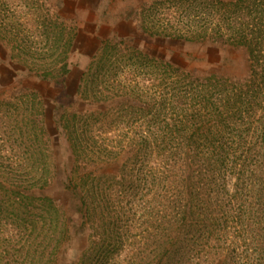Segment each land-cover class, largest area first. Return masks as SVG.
Here are the masks:
<instances>
[{"label":"rangeland","instance_id":"374dc122","mask_svg":"<svg viewBox=\"0 0 264 264\" xmlns=\"http://www.w3.org/2000/svg\"><path fill=\"white\" fill-rule=\"evenodd\" d=\"M149 1L12 2L20 8L19 18L29 22L33 18L43 35L45 7L75 25L77 31L68 51L70 71L62 84L20 72L14 76L13 70L1 65L8 55L0 46V264H264V141L259 133L264 132V94L255 99L243 96L242 100L236 96L247 89L238 90L240 85L236 83L249 72L246 50L241 46L143 36L130 16ZM30 24V31L24 32L31 33L28 36L33 40L38 32ZM120 37L170 62L173 68L158 70L156 75L148 71L144 82L142 75H135L130 87L137 89L136 80H141L139 86L145 94L156 92L154 99L140 104L143 108L139 111L121 110L122 117L106 131L107 136L118 139L148 136L139 144L133 171L127 174L132 182L128 192L118 193L124 190L118 183L125 174L121 172V156L113 155L109 161L87 168L102 178H113L103 182V189L117 191L119 198L125 195L120 212L123 214L117 218L119 225L128 230L123 237V251L117 253L118 257L105 251L97 261L91 231L92 226H99L95 220L93 224H82L76 194L66 179L74 169L73 156L56 121L62 112L97 107L82 102L76 94L79 78L101 41ZM57 67L58 63L54 68ZM212 73L229 80L208 78ZM54 74L58 79V71ZM117 76L121 77L122 72ZM24 87L33 88L36 94L23 95ZM10 94L13 97L7 100ZM216 108L221 110V118ZM193 133L202 137L191 139ZM258 144L259 151L255 147ZM165 151L176 158V164L183 159L188 163V170L181 166L174 171L176 178L179 171L183 170L181 177L190 173L194 195L203 199L200 211L196 208L198 218L192 221L195 224L188 227L190 233L178 240L180 247L175 249H166L159 238L155 239L156 202L148 198L146 203L157 187L155 171L152 174L147 168L154 156ZM11 183L13 187L20 186L28 197L8 194L6 186ZM166 193L167 190L162 194ZM44 196L52 198L58 208L59 213L53 212L52 217L56 230L63 229V234L55 238L48 234L54 223H50L41 199ZM209 216L216 222L212 223ZM102 227L103 224L99 228ZM175 233L178 234L176 230ZM56 238L59 239L54 243ZM157 250L160 255L153 254Z\"/></svg>","mask_w":264,"mask_h":264},{"label":"trees","instance_id":"16d2710c","mask_svg":"<svg viewBox=\"0 0 264 264\" xmlns=\"http://www.w3.org/2000/svg\"><path fill=\"white\" fill-rule=\"evenodd\" d=\"M13 1L0 0V46L6 49L8 55L6 61H1V65L13 70L14 76L20 72L27 76L32 75L47 81L64 83L65 76L70 71L67 63L68 51L73 43L77 27L67 23L45 7V34L43 35L37 30L38 22L34 24L33 18L30 22L19 18L20 8L12 4ZM21 10L24 13L22 8ZM27 12L31 13L30 10ZM130 17L136 21L137 32L149 38H174L210 45L226 44L244 47L248 57L249 72L245 78L236 83L240 85L238 90L242 87L247 89L245 93L242 92L236 96L238 100H242L243 96L252 95L255 99L264 94V89L261 90L260 86L261 84L264 87V0H151L141 4L138 12ZM29 23L31 28L40 34L38 40L37 34L31 40V36H28L31 33L24 32L30 31ZM44 49L45 52H43ZM44 63L45 68H42ZM57 63L58 67L55 69ZM18 65L20 67H17ZM47 65L51 68H47ZM169 68H173L170 62L152 56L126 41L124 37L114 40L103 39L98 52L93 55L85 70L82 71L76 90L82 102L89 105L95 104L97 107L62 112L58 115L56 124L61 128L73 156L74 169L66 178L67 184L72 185V190L76 194L82 224H93L94 220L99 227L103 224L102 228L95 226H92L94 229L91 228L93 229L91 231L93 250L96 251L94 258L97 261L105 251L113 252L116 256L123 251V237L128 230L123 225H119L117 218L123 214L120 212L125 205L122 204L125 195L119 198L117 191L103 189V182L112 181L113 178H102V175H96L93 169L87 168L99 161H109L113 155L121 156L123 159L121 172L125 171V174H121L122 177L118 183L123 185L124 190H119L118 193L128 192L132 182L127 174L133 171L132 164L139 154V144L143 139L147 140L148 136L133 135L126 139L122 137L118 139L116 136L115 138L107 136L106 131L113 122L122 117L121 110L139 111L143 108L141 105L148 104L154 99L152 98L156 94L154 90L145 94L142 86H139L141 80L143 82L144 79L147 80L144 74L149 71L151 75H156L158 70L165 71ZM55 70L58 71V79L54 74ZM119 72H122L121 77L117 76ZM186 74L192 75L191 72ZM258 74L262 77H258ZM135 75H142V79L136 80L137 89L134 90L133 86L130 87V80H134ZM208 78L229 80L228 77H217L214 73ZM35 94L33 88L24 87L23 95ZM12 97L13 94H10L7 100ZM228 99L227 103H229ZM216 110L219 112L215 113L221 118V110L217 108ZM31 128L34 131L32 125ZM31 128L25 127L26 130ZM212 133L217 134V131ZM259 133L264 141V132ZM199 134L193 133L191 139L197 135L202 137ZM204 135L208 137V134L204 133ZM186 137L189 136L183 135V138ZM146 146L150 144L147 143ZM255 147L258 149L260 144ZM175 160L176 158L172 159L166 151L159 152L147 168V171L152 174L155 171L157 187L147 197L146 203L149 202L148 198H153L150 202H156L157 212L153 215L154 229L156 227L154 237L156 240L159 238V242L166 249L169 246L175 249L178 240L182 241L190 233L188 228L191 226L190 223L193 226L195 224L193 222L198 218H196V208L200 211L203 207L200 201L203 199L194 195L195 186L192 185L190 173L180 176L183 170L189 169L188 163L183 159L177 162V165ZM181 166L185 167L178 172L176 178L177 172L174 173V171L179 170ZM130 176L132 177V174ZM117 180L114 178L115 182ZM10 185L6 186L5 190L8 194H13L14 197L16 195L28 197L20 186L13 187L12 183ZM200 189L202 186H199ZM165 190L167 193L162 194ZM41 199L45 201L50 223H54L51 224L53 230L48 231L49 237L53 235L55 238L63 234V229L56 230L55 219L52 217L53 212L59 213L58 208L52 198L44 196ZM200 213L203 214L199 212V215ZM97 214L98 217L95 218ZM148 214L152 219L150 212ZM209 220L212 223L216 222L215 217L209 216ZM184 229L185 232L182 233ZM58 239L56 238L54 243ZM166 253L168 254V250ZM153 254L160 255V252L157 250Z\"/></svg>","mask_w":264,"mask_h":264}]
</instances>
